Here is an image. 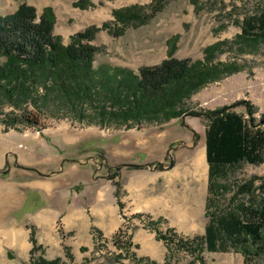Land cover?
<instances>
[{
  "label": "trees",
  "instance_id": "trees-1",
  "mask_svg": "<svg viewBox=\"0 0 264 264\" xmlns=\"http://www.w3.org/2000/svg\"><path fill=\"white\" fill-rule=\"evenodd\" d=\"M90 0H79L76 7L86 9ZM133 5L113 11L114 28L105 23L92 26L71 37L65 45L54 35L56 17L47 7L39 16L35 7L22 4L14 14L0 17V98H6L15 108L33 104L39 109L72 113L88 124H117L131 128L144 124H163L181 119L187 111L183 106L195 94L211 83L238 73L241 66L217 61L226 51L228 42H218L204 51L203 60L170 57L157 66L142 67L138 73L129 68L94 66L100 51L92 42L100 29H109L116 36L130 25L148 22L161 10L160 4ZM153 7V6H152ZM120 26V27H119ZM242 33L236 44L255 47L264 44V8L247 16L241 24ZM4 59V60H3ZM225 107L207 114V162L210 170V197L207 205L208 224L203 236L180 237L174 229L158 231L157 238L168 250L166 264L179 252H186L200 264H206L204 252L218 253L240 250L245 262L264 258V182L258 187L263 193L252 205L224 212L221 209L224 188L219 181L242 163L264 162V132L255 130L244 116ZM37 114L8 116L2 123L6 130L37 127ZM171 165V164H170ZM159 168L162 165H158ZM141 170L142 166L129 165ZM2 174H6L2 172ZM244 184L240 192L252 188ZM155 224H148L151 229ZM124 247H127L125 244ZM118 262L120 258H117ZM48 261L36 243L30 264H59ZM195 261H193L194 263ZM120 264H123L120 262ZM156 264V263H155Z\"/></svg>",
  "mask_w": 264,
  "mask_h": 264
},
{
  "label": "rangeland",
  "instance_id": "rangeland-1",
  "mask_svg": "<svg viewBox=\"0 0 264 264\" xmlns=\"http://www.w3.org/2000/svg\"><path fill=\"white\" fill-rule=\"evenodd\" d=\"M78 1L0 0V17L14 14L22 4L35 7L39 16L45 8L51 7L56 17L54 35L68 45L72 36L92 26L101 28L103 24L110 23L112 28L116 27L113 17V11L116 9L133 5H151L146 11L150 13L160 4L161 10L154 13L148 22L123 28L124 33L119 36L114 35L109 29H100L92 42L100 49L95 57L94 66L129 68L138 73L142 67L161 64L170 57L171 51L172 56L177 59L203 60L207 47L218 42H228L229 44L224 46L226 51L217 61L235 63L241 66L242 70L219 82L207 85L187 100L183 106L187 113L175 126H160L174 122L173 120L163 124L146 123L131 128L117 124H88L82 122L78 116L54 107L41 110L29 103L15 108L6 98H0L1 125L5 127L2 121L13 114L18 117L27 113L37 114L39 117L37 127L29 126L24 129L22 124H18V129L20 131L36 129L49 134L67 131L69 134L88 139L82 141L78 151L85 154L89 162L97 165H106L104 139L113 135L116 142L121 135H126L132 142L130 149L132 152H137L128 161L131 164L137 161L146 163L145 166L137 165L143 168L155 164L158 168V165L169 167L175 164L185 165L189 161L186 159L190 156V150L198 152L205 148L202 146L206 140L208 117L204 115L199 117L196 114H207L221 108L233 107L231 110L243 115L246 121L250 123L252 121L255 130L264 132V44L255 47H239L236 44L238 35L242 33V22L247 16L263 9L264 0H90L92 5L86 9L76 7L75 3ZM169 134L177 137L172 138ZM154 136L161 139L160 142L167 151L154 157L144 156L145 151L139 150L135 143L139 139L148 140ZM173 139L175 140L169 143ZM206 164L207 169L209 164L208 162ZM219 182L225 186L221 198V209L224 212L236 210L242 204L252 205L254 200L258 201L263 195L258 187L264 182V162L257 165L249 163L237 165L226 179H221ZM250 182H254V186L240 192L241 187ZM126 220L131 230L127 247L121 251L116 249L111 241L98 243L93 257L81 264H120V262L155 264L138 259L131 245L132 235L137 228L150 229L148 219L145 226L142 225L141 219L138 223ZM97 238L103 240L98 236ZM240 251L241 249L225 253L204 252L203 256L206 264H247L245 256ZM70 258L59 264H78ZM117 258H120L119 262ZM170 264H200V262L186 252H179ZM249 264H264V258Z\"/></svg>",
  "mask_w": 264,
  "mask_h": 264
},
{
  "label": "crops",
  "instance_id": "crops-1",
  "mask_svg": "<svg viewBox=\"0 0 264 264\" xmlns=\"http://www.w3.org/2000/svg\"><path fill=\"white\" fill-rule=\"evenodd\" d=\"M82 141L88 139L67 131L6 130L0 124V264H29L35 243L48 261L71 257L81 264L98 243L112 240L123 219L155 224L137 228L131 245L138 259L156 264H165L169 253L157 230L174 229L184 238L205 234L210 170L194 171L197 151L190 150L185 165L135 170L129 165L146 163L128 161L137 152L126 135L104 139L106 165L89 162L78 151ZM160 141L154 136L135 145L154 157L167 151Z\"/></svg>",
  "mask_w": 264,
  "mask_h": 264
},
{
  "label": "built area",
  "instance_id": "built-area-1",
  "mask_svg": "<svg viewBox=\"0 0 264 264\" xmlns=\"http://www.w3.org/2000/svg\"><path fill=\"white\" fill-rule=\"evenodd\" d=\"M141 223L143 226H145L144 224L146 223V218H142ZM128 225H129V222H127L126 219H123L121 229L111 240V242L113 243V246L116 247V249L118 250L122 251L124 249L125 244L128 243V237L131 231Z\"/></svg>",
  "mask_w": 264,
  "mask_h": 264
},
{
  "label": "bare ground",
  "instance_id": "bare-ground-1",
  "mask_svg": "<svg viewBox=\"0 0 264 264\" xmlns=\"http://www.w3.org/2000/svg\"><path fill=\"white\" fill-rule=\"evenodd\" d=\"M206 160H207V157H206V149L205 148H202L200 149L194 159H193V167H194V171L195 172H205V169H206Z\"/></svg>",
  "mask_w": 264,
  "mask_h": 264
}]
</instances>
